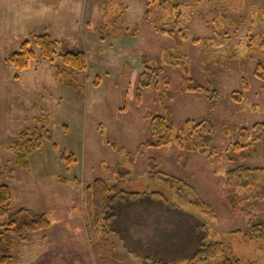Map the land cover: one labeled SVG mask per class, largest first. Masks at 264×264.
Segmentation results:
<instances>
[{
  "label": "rangeland",
  "instance_id": "374dc122",
  "mask_svg": "<svg viewBox=\"0 0 264 264\" xmlns=\"http://www.w3.org/2000/svg\"><path fill=\"white\" fill-rule=\"evenodd\" d=\"M100 1L0 0V184L12 190L11 210L28 207L47 213L51 220L48 228L27 232L26 240L11 234L5 241L13 247L9 255L19 259L11 264H27L25 260L34 256L39 257L38 264H187L201 237L196 230L199 224L226 239L238 256L264 264V240L228 235L232 230H246L249 219L235 212L223 198L229 168L237 164L264 166V155L237 161L224 155V149L239 140L231 125L251 126L264 121V86L254 74L257 60L264 64V45L260 42L264 37V0H180L184 3L183 15L189 19L184 28L188 38L183 44L187 68L199 83L219 88L214 110L209 109L204 95L181 89V72L176 68L164 72L171 80V97L165 99L166 104L159 101L163 87L160 79L159 90L154 82L142 87L141 54L159 55L174 41L146 22L145 0H106L101 1L102 7ZM215 21H222V27L215 29ZM41 32L58 38L62 51H87V71L72 72L60 55L53 61L39 57L33 34ZM206 36H214L221 43L205 47L211 59L218 56L226 61L233 50L237 56L206 72L201 60L203 49L193 42L195 37ZM27 39L37 58L28 68L18 70L6 62V57ZM57 67L66 70L64 78L56 74ZM243 76L247 88L243 87ZM234 90H242L244 100L236 101ZM165 105L177 124L188 117L210 118L214 129L209 134L215 145L210 144L206 152L188 151L172 141L167 146L139 151L137 146L149 137L145 112L164 113ZM47 115L51 116L53 141L45 142L29 157L28 167L20 166L12 147L18 133L25 126L38 125L41 116ZM225 130H230L228 135ZM63 150L76 157L70 167L61 159ZM153 158L151 165L164 172L158 178L149 175L148 162ZM118 162L132 170L119 181L122 188L158 190L166 200L157 204L152 197L144 198V202L129 199L117 205L113 222L116 229L113 227L112 232L106 233V222L97 231L87 229L83 188L70 179L77 176L88 183L103 177L112 182L117 174L105 164ZM61 174L67 182L60 181ZM167 174L191 184L195 193L212 206L214 217L206 215L201 207L194 208L190 203L194 193L178 190L165 180ZM250 208L264 213V198L246 201L243 209ZM0 224L4 228L0 230L5 231L7 216L0 217ZM50 228L54 229L49 233L46 230ZM45 245H50L52 252H42ZM71 246L78 247L75 259L67 249ZM90 247H94L93 254ZM87 251L89 256L85 257Z\"/></svg>",
  "mask_w": 264,
  "mask_h": 264
},
{
  "label": "trees",
  "instance_id": "16d2710c",
  "mask_svg": "<svg viewBox=\"0 0 264 264\" xmlns=\"http://www.w3.org/2000/svg\"><path fill=\"white\" fill-rule=\"evenodd\" d=\"M146 9L144 18L146 22L159 33H163L172 37L174 43L163 49L162 53L151 57L148 53H142L143 70L140 73L139 81L142 87L149 86L154 82L159 90V79L162 82V92H160L159 101L166 104L165 99L171 97L170 86L171 80L168 74L164 73L166 68H176L181 72V89L187 93H196L204 95L207 99L209 109H216L219 102L220 90L216 86L204 85L199 83L192 77L187 66V54L184 51V41L188 38L185 25L189 22L183 15V2L180 0H145ZM222 21H215L214 28H221ZM216 31V30H215ZM218 31V30H217ZM136 34V30L131 32ZM219 35L220 32L218 33ZM194 44L199 45L203 49L201 60L203 69L206 72H212L215 64H224L237 56L233 50L232 56H226L224 60L217 58L211 59L212 54L205 47L217 45L220 41L214 36L195 37ZM260 42L264 45V37L260 38ZM33 44L38 47L39 57L53 61L56 55H60L64 64L71 68L72 72L85 73L88 69V52L85 50H61V42L58 38L53 37L49 32H41L33 34ZM221 44V43H220ZM205 50V52H204ZM262 50V49H261ZM61 51V52H60ZM211 52V51H210ZM150 56V57H149ZM37 58V52L30 40H24L18 50H14L6 57V62L18 70L29 67L31 60ZM211 59V60H210ZM219 62V63H218ZM258 66L254 69V74L260 78L264 86V64L261 60H257ZM65 69L57 67L56 74L60 78H64ZM71 72V73H72ZM243 87L247 88L248 82L242 77ZM139 90V89H138ZM80 92L82 90H79ZM139 90V94H140ZM232 96L238 102L244 100L245 94L242 90L232 91ZM239 96V97H238ZM164 113H153L150 110L145 112V118L149 122V137L141 145L137 146L140 151L142 148H160L167 146L172 141L179 142V145L188 151L199 150L209 151L210 144L216 143L214 138L210 136L213 131V122L208 117L191 118L188 117L180 124H177L171 114L169 106L165 105ZM51 116H41L38 125L33 127L25 126L17 136V141L12 145L20 166L28 167L30 163L29 157L38 149H41L47 141H53V129L49 123ZM178 125V126H177ZM231 130L239 134V140L231 143L228 150L225 148L224 155L231 161L242 160L244 158L264 155V121H258L251 126L231 125ZM176 131V132H175ZM228 135L230 130H225ZM206 133V136L204 135ZM207 138H210L208 140ZM185 139V140H184ZM55 143V142H53ZM114 147L115 144H113ZM117 148V147H116ZM233 150V152H231ZM138 151H136L137 153ZM131 152H128V155ZM131 161L134 156H130ZM61 159L67 167L76 160L73 153L68 154L61 151ZM154 158L149 160V175L158 178L160 174H164L156 170L152 163ZM106 168L112 169L116 173L112 182L107 181L103 177H96L88 183L75 176L72 180L74 184L83 188V205L85 227L97 231L102 222H106L108 227L105 228L106 233L113 231L115 216L118 211L117 205L127 202L129 199H137L143 201L149 197L154 199V203L166 200L165 194L158 190H128L119 185V181L127 177L132 170L125 168L120 162L113 166L105 164ZM60 179L67 182L64 175ZM165 180L170 181L182 192L190 191L194 193V197L190 200L194 208L201 207L206 215L214 217V209L212 206L196 194L195 188L186 180L166 175ZM156 196V198H154ZM223 198L230 207L237 213H242L249 219L248 228L246 230L236 229L227 232L228 235L240 234L244 239L264 240V213H255L253 208L243 209V205L249 199L261 200L264 198V166H250L248 164H237L229 168L225 173ZM13 201L12 190L9 185L0 184V217L7 216V226L5 231L0 224V264H11L18 262L19 259L12 258L11 253L13 247L6 244V240L11 238L12 233L20 236V241L26 240L27 232L41 231L48 228L51 224L49 215L45 212H38L28 207H22L16 211L11 210ZM144 202V201H143ZM179 208L177 205H171ZM180 209V208H179ZM204 224L196 226L197 232H201L199 243L193 252L188 256L187 264H255L254 260L244 259L233 251L228 241L224 238L216 237L215 232L208 227L204 228ZM116 229V227H115ZM229 244V245H228ZM98 246V245H97ZM104 245H99L98 248ZM112 247V246H111Z\"/></svg>",
  "mask_w": 264,
  "mask_h": 264
},
{
  "label": "crops",
  "instance_id": "0c3cea01",
  "mask_svg": "<svg viewBox=\"0 0 264 264\" xmlns=\"http://www.w3.org/2000/svg\"><path fill=\"white\" fill-rule=\"evenodd\" d=\"M101 1H103V2H105L106 0H101ZM100 1V2H101ZM103 2H101V4H100V6L102 7V4H103ZM143 17H144V15H143ZM145 19V18H144ZM86 20L84 19L83 20V23L85 22ZM101 23H103V21L101 20ZM105 23V22H104ZM103 23V24H104ZM121 29H126V30H128L129 28L128 27H125V28H123V27H121ZM130 33V32H129ZM53 229L54 228H50V229H47L46 231L48 232L49 231V233H50V231L51 232H53ZM65 231V230H64ZM67 232V231H66ZM59 238H61V235L60 236H58ZM50 245H45V246H42L41 247V249H44V251L42 250V252H46V253H50V252H52L50 249ZM84 248H86V247H84ZM83 248V249H84ZM68 249V252H69V254H70V256H72V258L73 259H75L77 256H78V247H76V246H71V248H67ZM82 249V250H83ZM87 249V248H86ZM82 250H81V252H82ZM93 250H94V247L93 248H91L90 247V252H92V254L94 253L93 252ZM87 256H89L88 255V251L87 252H85V257H87ZM27 260H28V262H27ZM84 260V259H83ZM25 263H27V264H38L39 263V257H37V256H34V257H30V258H28V259H26L25 260ZM19 264H24V261H21Z\"/></svg>",
  "mask_w": 264,
  "mask_h": 264
}]
</instances>
